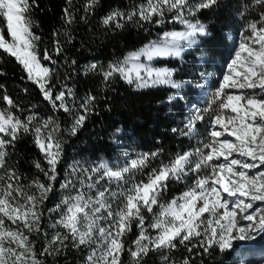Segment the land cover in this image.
<instances>
[{
	"label": "snow or ice",
	"instance_id": "1",
	"mask_svg": "<svg viewBox=\"0 0 264 264\" xmlns=\"http://www.w3.org/2000/svg\"><path fill=\"white\" fill-rule=\"evenodd\" d=\"M68 2L70 4L71 0ZM35 3L36 0H0V21H3L0 50L22 65L28 79L38 85L54 108L71 112L68 99L74 96L72 89L64 86L54 93L50 83L54 71L41 62L36 46L40 37L33 32L34 21L30 15ZM95 3L96 0H88L85 8H92ZM216 3L217 0H198L196 3L191 0H146L127 15L119 11L109 13L103 18V24L115 23L116 27H121V19L131 20L137 15L143 21L159 17L155 22L160 24L164 22L166 12H172V19L185 25V30L165 32L159 41L149 42L128 53L121 62L110 63L103 71L104 79L119 74L128 83H136L137 87L167 84L181 89L182 83L173 79V70L153 68L141 57L147 61L156 57H181L185 45H196L198 36L210 35L204 24L192 23L186 16H195L201 9ZM255 3L264 4V0H255ZM64 13L66 23L71 24L73 14L68 8ZM245 30L250 34L241 33L227 63L228 71L212 94L208 107L203 110L194 107L187 119L188 132L185 134L194 132L197 121L204 120L205 113H211L210 141L203 149L178 154L168 164L153 169L146 182H130L125 176L145 167L149 158L157 155L155 152L143 153L119 168L101 163L92 168L86 178L77 181L80 189H76L71 179H66L60 187L71 189L75 194L62 201L63 211L57 224L65 231L53 235L41 255L58 250L53 246L64 245L71 238L74 246H90L85 264H122L124 237L131 231L133 221L140 229L133 241L135 249H128L135 264H139L149 251L175 248L176 241L184 244L198 239L197 245L188 248L189 252L197 246L205 253L213 247L224 252L231 250L235 241L252 240L256 234L264 233V210L248 211L253 209L254 202H264V170H261L264 169V13ZM54 50L57 54L61 51L59 40L55 41ZM42 59L55 63L47 50ZM97 67L91 64L89 69ZM257 88L260 94L256 93ZM228 90H236L239 94ZM247 90L252 94H245ZM2 99L7 107L0 109V264H42L30 235L41 231L43 212L40 206L52 190L51 181L56 180V167L62 153L57 135L60 126L52 117L40 120L35 114L23 120L12 111L16 107L12 98L5 94ZM173 99L174 96L169 97L170 101ZM94 100L95 97L89 95L80 104L82 112L75 117L71 127L73 135L82 126L89 104ZM213 105L218 107L214 109ZM22 132L32 133L34 143L48 164L46 171L38 161L35 162V167L50 182L33 180L27 186L35 189L31 192L26 191L20 176L7 164L8 147ZM221 160L223 162H219ZM203 168L210 171L201 176L199 173ZM254 169L255 173L250 174ZM189 173L196 174L193 186L167 203H160L159 195L167 187L168 180H180ZM105 180L107 184L102 185ZM113 183L115 189L111 186ZM230 197L242 198L230 203ZM154 206L159 212L154 211ZM56 207L61 208V205ZM145 210L153 213L152 222L147 225ZM180 264H189L188 258Z\"/></svg>",
	"mask_w": 264,
	"mask_h": 264
},
{
	"label": "trees",
	"instance_id": "2",
	"mask_svg": "<svg viewBox=\"0 0 264 264\" xmlns=\"http://www.w3.org/2000/svg\"><path fill=\"white\" fill-rule=\"evenodd\" d=\"M145 2L146 0H96L92 8L86 9L88 0H71L70 4L68 0H36L30 13L34 21L33 32L40 37L36 46L41 62L54 71L50 81L54 93L64 86L72 89L74 96L68 99L71 112L54 108L44 98L38 85L28 79L22 65L0 50V109L7 107L2 99L7 94L16 105L12 111L21 119L26 120L32 114L40 120L52 117L60 126L57 135L62 153L56 167V180L51 181L52 190L40 206L43 212L41 231L30 235L36 255L44 264L51 263L49 255L40 253L49 236L53 232L65 231L58 224H51V196L60 201L67 194L63 189L58 191L56 186L65 175L69 179L73 178L72 165H87L95 161L98 165L108 163L119 168L143 153L155 152L157 155L150 157L145 167L125 176L130 182H146L153 169L168 164L178 154L199 148L195 137L197 127L194 132L185 134L188 132L185 127L186 102L197 93L196 78L199 71L209 68L207 64L201 67L196 64L197 54L204 51L207 58H222L227 34L235 35L238 31L241 33L246 23L258 21L261 13H264V4H257L255 0H217L215 5L201 9L195 16L187 15L186 18L192 23L199 21L204 24L210 35L198 36V44L188 46L181 58L158 57L149 61L153 68L173 70V79L182 83L181 89L167 84L137 87L136 83H128L119 74H113L105 80L103 71L108 69L110 63L121 62L128 53L149 42L159 41L165 32L185 30V25L172 19V12H166L164 22L160 24L155 22L159 17L143 21L138 15L131 20L121 19V27H116L115 23L103 24V18L109 13L119 11L127 15ZM191 2L196 3L198 0ZM65 8L74 16L71 24L65 21ZM0 26H3V21H0ZM57 40L61 45L59 54L54 50ZM45 50L55 63L42 59ZM91 64H96L97 69H89ZM89 95L94 96L95 100L89 104L86 119L73 135L71 127L75 117L82 112L80 104ZM170 96L175 99L170 101ZM117 129L120 131L117 132ZM198 139L202 144L200 148L203 149V145L207 143L206 138ZM7 151L8 167L17 172L26 191H35L34 188L27 187L33 180L39 179L45 184L50 182L35 167V162L38 161L41 167L48 170L44 154L34 143L31 132H22ZM206 172V168H203L199 175H207ZM195 179L194 173H189L180 180L169 179L167 187L159 195L160 203H167L188 190ZM101 184L106 185L107 181H102ZM111 186L116 188L115 183ZM59 209L62 206L54 212L57 213ZM154 211L159 212V208L154 206ZM144 215L146 225L150 224L153 213L145 210ZM139 231L133 221L131 231L124 237L125 251L120 257L122 264H135L128 249H135L133 241ZM149 232L155 235L154 231ZM65 243L66 247L57 255L54 264H85V258L90 252L89 246H74L71 238ZM197 244L196 238L184 244L176 241L175 248L149 251L142 256L139 264H171L172 261L180 264L185 258H188L189 264H229L228 250L221 252L218 247H213L205 253L197 246L192 252L188 251V248Z\"/></svg>",
	"mask_w": 264,
	"mask_h": 264
},
{
	"label": "rangeland",
	"instance_id": "3",
	"mask_svg": "<svg viewBox=\"0 0 264 264\" xmlns=\"http://www.w3.org/2000/svg\"><path fill=\"white\" fill-rule=\"evenodd\" d=\"M249 23L250 22L246 23V26L244 25L245 27L241 31V33H243V35H245V36H247V33H248V35L250 34L248 31L245 30ZM241 33H240V31H238L235 35H233L232 33L227 34V43H226L225 53H224L223 57L220 59L215 58V57L207 58L204 51L198 52L196 64L200 67L207 64V66L209 68L206 71H199V73L197 75V78H196L197 79V87H196L197 93L195 95L191 96L192 97L191 100L186 102V110H187L186 119H185L186 122H187L188 117L193 113L194 107H198L201 110H203L209 104V101L211 99L212 94L214 93L215 89L219 86V83L222 81L223 75L228 71L227 63H228L231 55L233 54V49L237 46L239 39L241 38ZM187 49H188V46L185 45L183 53L185 51H187ZM182 56H183V54L181 55V57ZM181 57H178V58H181ZM156 58H158V57H156ZM156 58H154V59H156ZM160 58H169V57H160ZM141 60L145 63H149V61H147L144 57H141ZM157 69H163V68H157ZM188 69H190V68H188ZM193 78H194V76H193ZM228 91H233L234 94H238V91H236V90H228ZM255 91L257 94H260V90L258 88ZM245 94H252L251 90H247L245 92ZM216 107H218V106L213 105L214 109ZM196 127H197V132L195 134V137L197 138V144L201 147L202 144L200 143V140L198 138H206L207 143L210 141L208 133H209L210 128H211V113H205L204 120L197 121ZM240 158L243 159L242 157H240ZM219 162H223V161L221 160ZM97 166H98V164L95 161H91L87 165H79L78 163L72 165L74 171H72L73 178L71 180L75 183L76 189H80V187H81L80 183H78L77 181L81 177L86 178L87 175L89 174V172L91 171V169L94 167H97ZM85 170H88V171L86 172ZM206 170H207L206 173L208 174L210 169L206 168ZM261 170H264V169H261ZM255 171H256L255 169L252 170V172H250V174H254ZM95 175L96 174H93V176H95ZM66 179H69V178H67V175L64 176L63 180H61L57 183L56 187H57L58 191L62 190L60 185ZM63 190L65 192H67V194H64L60 201L58 199H55L53 196H51L52 202H50V204H49V209L55 210L57 208L56 207L57 205L62 206V201L66 196H68L70 194H73V195L75 194L74 191H72L71 189H68V190L63 189ZM85 191H88V189L85 188ZM241 198L242 197H230L229 200H230V203H234L235 201H237L238 199H241ZM256 203H260L261 209L264 210V202L256 201ZM62 211H63V206H62V209H59V211L57 213H55L54 211H51V214H53L50 216L51 220H52L51 221L52 226L54 224H57V221L61 217ZM55 234L56 233L53 232L49 236L48 239L50 240L51 237ZM47 244H48V242H47ZM262 244H264V238H261L260 236H258V234H256L255 238L252 240L235 241L233 248L231 250H228V252L230 253L229 264H254V262L257 260L256 258L259 256V253L261 252ZM53 247L58 249V250L51 251L50 254L49 253L43 254V255H49L50 256V258H51L50 264L55 263V259H56L57 255L60 252H62L63 248L66 247V243H64V245H55ZM88 248L91 251L90 246ZM89 254H90V252H89ZM257 263L264 264V259L257 262ZM42 264H44V262H42Z\"/></svg>",
	"mask_w": 264,
	"mask_h": 264
},
{
	"label": "bare ground",
	"instance_id": "4",
	"mask_svg": "<svg viewBox=\"0 0 264 264\" xmlns=\"http://www.w3.org/2000/svg\"><path fill=\"white\" fill-rule=\"evenodd\" d=\"M255 208H261V204L260 203H256L254 202V206H253V209H249L248 211L251 212L253 211ZM264 233H259L258 236H260L261 238H264ZM257 260L254 262V264H260V263H257L261 260L264 259V244H262V249H261V252L259 253V256L256 258Z\"/></svg>",
	"mask_w": 264,
	"mask_h": 264
}]
</instances>
